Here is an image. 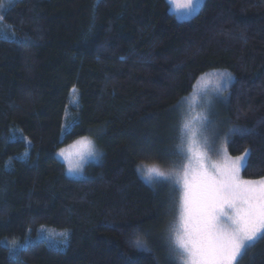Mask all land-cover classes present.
Here are the masks:
<instances>
[{
  "label": "trees",
  "instance_id": "obj_1",
  "mask_svg": "<svg viewBox=\"0 0 264 264\" xmlns=\"http://www.w3.org/2000/svg\"><path fill=\"white\" fill-rule=\"evenodd\" d=\"M170 9L0 0V264H180L170 239L179 191L141 174L177 168L180 103L212 71L233 76L228 154L249 152L242 176L264 178V0H204L187 21ZM73 90L75 123L62 136ZM82 138L99 158L73 179L56 153ZM44 226L69 231L59 249L39 240ZM238 264H264V238Z\"/></svg>",
  "mask_w": 264,
  "mask_h": 264
},
{
  "label": "snow or ice",
  "instance_id": "obj_2",
  "mask_svg": "<svg viewBox=\"0 0 264 264\" xmlns=\"http://www.w3.org/2000/svg\"><path fill=\"white\" fill-rule=\"evenodd\" d=\"M184 7L191 14L199 7V0H187ZM218 75L231 79L228 73ZM77 144L86 146L89 155H96L91 141ZM249 154L231 159L225 152L223 165H206L201 154L190 157L189 167L177 179V183H182L183 194L179 226L174 237H170L173 252L182 264H238L242 250L264 238V179L242 180L239 175ZM80 155L83 158V153ZM147 173L165 176L156 168L147 169ZM134 243L143 246L139 239Z\"/></svg>",
  "mask_w": 264,
  "mask_h": 264
},
{
  "label": "rangeland",
  "instance_id": "obj_3",
  "mask_svg": "<svg viewBox=\"0 0 264 264\" xmlns=\"http://www.w3.org/2000/svg\"><path fill=\"white\" fill-rule=\"evenodd\" d=\"M168 2L171 6L170 11L174 14L175 18L178 21H187L192 19L199 12L204 0H199V7L195 12L191 14H189V11L184 7V5L187 3V0H168ZM219 73L230 74L225 70H216L205 74L197 82L193 92L188 97L183 99V101L180 103V129L178 127V131L181 139V160L179 161V165H177L178 160H175L174 164L175 166H177V168L166 170L155 166H150V168H156L160 172H163L165 174L164 177H158L154 173L149 175L147 173V169L149 168L142 170L143 174H141V176L147 184L151 185L154 182L158 181L154 180L155 178H161L171 182V184H173L179 191V209L174 224L173 237L175 235V229L179 226L180 201L183 194L182 183H177V179L181 178L183 176L185 168L189 167L190 157L194 156L195 154H201L206 165H223L225 163V152L227 153L229 158H236L230 156L227 151L226 129L224 128V117L222 114V104L225 98L224 93L231 86L233 82V76L230 74L231 79H229L228 76L221 77L220 75H218ZM69 104L70 106H68L66 109L62 136H64L66 131H69L75 123V116L72 111V109H76L78 107L75 90L72 91ZM185 125L188 126L187 129H185ZM83 140L91 141L92 150L96 155H89L86 146L77 144L78 141ZM189 148H191V152H189ZM62 151L64 152V155L60 154ZM98 151V148L91 138H82L66 147H63L56 153V156L58 160L65 164L69 177L73 179H83L87 177V167L91 163L98 160ZM80 153H83V158H81ZM194 163L195 162L193 161V167ZM70 165L73 169L71 171ZM243 169L244 168L240 170V178L242 180H248L242 176ZM260 179H254L252 181H257ZM39 235V240L44 239L51 245L59 249L60 246L57 244L60 242L59 239L62 235H65V238H68L69 231H58L53 228L44 226L40 228ZM259 240L260 239L255 241L253 245L256 244ZM66 245L63 248H65ZM249 248L250 247H248L247 249ZM246 250H242V255L238 257V262L246 252ZM180 264H182L181 260ZM234 264H236V262H234Z\"/></svg>",
  "mask_w": 264,
  "mask_h": 264
}]
</instances>
